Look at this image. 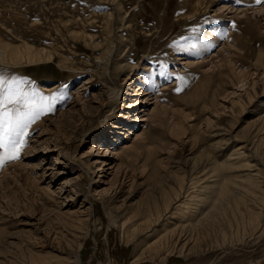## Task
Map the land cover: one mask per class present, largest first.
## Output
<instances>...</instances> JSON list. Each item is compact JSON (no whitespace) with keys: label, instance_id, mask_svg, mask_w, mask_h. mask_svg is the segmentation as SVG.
<instances>
[{"label":"rangeland","instance_id":"obj_1","mask_svg":"<svg viewBox=\"0 0 264 264\" xmlns=\"http://www.w3.org/2000/svg\"><path fill=\"white\" fill-rule=\"evenodd\" d=\"M0 41L59 97L0 167V264H264V0H0Z\"/></svg>","mask_w":264,"mask_h":264},{"label":"snow or ice","instance_id":"obj_2","mask_svg":"<svg viewBox=\"0 0 264 264\" xmlns=\"http://www.w3.org/2000/svg\"><path fill=\"white\" fill-rule=\"evenodd\" d=\"M234 3L240 5L242 0H234ZM255 3L261 4L262 0ZM58 98L55 93L43 94L28 80L0 71V167L19 159L27 146L29 125L41 115L52 112Z\"/></svg>","mask_w":264,"mask_h":264},{"label":"bare ground","instance_id":"obj_3","mask_svg":"<svg viewBox=\"0 0 264 264\" xmlns=\"http://www.w3.org/2000/svg\"><path fill=\"white\" fill-rule=\"evenodd\" d=\"M197 10H198V8H197V6L195 4L190 3L188 1H183L182 3L179 4V17H178V19L179 18H185L186 16H188L189 14H191V13L197 11ZM9 58H10V60L11 59L15 60V59L18 58V52H17L16 48H14L13 46L8 45V44H2V42L0 41V61L7 62V60ZM29 65H30V63H29ZM31 67H33V66H31ZM146 81L149 82L150 81V77L146 78ZM43 88L44 87H41L38 90L44 94L45 91L43 90ZM235 152H237V150ZM224 191H226V190H224Z\"/></svg>","mask_w":264,"mask_h":264}]
</instances>
